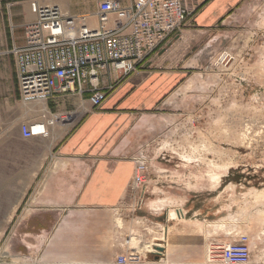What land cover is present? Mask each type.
Masks as SVG:
<instances>
[{"label": "rangeland", "instance_id": "obj_1", "mask_svg": "<svg viewBox=\"0 0 264 264\" xmlns=\"http://www.w3.org/2000/svg\"><path fill=\"white\" fill-rule=\"evenodd\" d=\"M22 1L26 0H0V14L7 3ZM46 1L53 4L52 0ZM237 8L239 11L231 26L224 29L218 44L213 42V49L207 33L189 36L187 49L182 45L179 59L174 57L170 64L174 70L185 68L188 73L170 91L167 92L159 83L155 84L154 91L145 85V81L151 74L155 59L158 64L154 70L161 72L164 68L158 57L168 41L176 39L187 28L195 12L181 31L173 34L142 63L134 73L135 82L128 94L123 95L124 92L119 91L118 95L110 97L111 91L109 100L114 97L115 100L120 99L115 107L106 110L90 106L87 110L64 109L61 112H72L76 116L69 118L66 125H58L54 129L59 136L68 137L89 116H110V122L104 129L93 125L90 137L76 146L80 155L65 158L83 159L86 158L83 154L88 152L92 153L91 157L100 158L102 156L97 155L99 149L112 156L124 149L131 154L117 155L116 160L133 162L136 169L137 154L141 151L149 154L147 182H151L149 190L153 186L155 193L145 195L142 212L153 198V207L148 214L149 225L146 226L152 240L143 243L141 248L145 232L136 227L132 228V233L129 223L120 220L123 215L128 222L133 214H139L135 204L125 201L115 218L113 212L109 220L103 218L105 235H98L96 212H85L74 218V224L86 233L72 237L76 239L73 249H55L52 251L54 258L42 262V249L34 252L25 249L26 243L23 244L18 234V221L0 220V264H113L117 258L109 263L100 258L113 249L114 225L116 232L122 234L119 256H126L134 248L136 252L145 254L149 250L145 246L159 242L154 239L163 238V228L178 222H167V209L195 210L202 222L207 220L200 224L197 220L194 225L187 223V227L183 224L180 228L175 227L168 240L170 249L178 242H186L187 231H191L193 226L212 233V247L202 253L200 264H222L218 248L235 242L241 236L249 239V264H264V0H243ZM198 35L203 36L198 38ZM214 49L217 50L212 51ZM10 50L0 47V60L11 61L13 68ZM200 53L204 55L203 60L196 57H200ZM225 54L230 59L223 62L220 58ZM25 109L37 112L22 116L21 122L34 120L40 107L20 103L15 79L9 87L0 76V132L7 127L15 130L12 120L17 114L22 115ZM62 159L58 155L54 163L56 168L64 163ZM134 174L135 170L132 177ZM61 214L62 211H58V217ZM73 215L71 213L70 217ZM162 221L163 225H160ZM136 232L139 233L134 234ZM118 234L117 238L120 237ZM171 234H175L174 238ZM99 238L107 245L98 249ZM40 242L41 238L38 244Z\"/></svg>", "mask_w": 264, "mask_h": 264}, {"label": "crops", "instance_id": "obj_2", "mask_svg": "<svg viewBox=\"0 0 264 264\" xmlns=\"http://www.w3.org/2000/svg\"><path fill=\"white\" fill-rule=\"evenodd\" d=\"M30 1L6 4L5 9L0 14V47L12 49L24 45L25 27L35 20V15L30 9ZM102 1L104 0H52L53 4L59 5L72 15H93ZM123 2L129 5L133 3V0H123ZM242 2L243 0H206L203 2L194 11L195 13L193 12L190 20L192 24L190 23L176 39L171 38L167 47L158 57L159 64L164 67L161 72L154 70L158 63L156 59L153 61L154 66L150 69L151 74L146 79L145 85L156 91L155 84L159 83L168 92L173 86L181 82L187 75V70L185 68L179 71L174 70L170 64L174 57L179 59L182 45L185 47L189 44L191 34L205 32L204 34L207 33L209 39L212 40L213 49V42L218 44L224 35L223 33H225L224 29L231 26L236 13L239 11L237 7ZM202 36L198 35V38ZM215 50L217 49L212 51ZM200 54V57L198 55L196 57L203 60L204 55ZM0 62V76L4 82L10 87L15 79L18 85L15 57L13 56V68L10 66L11 61L7 59L3 58ZM134 75L132 74L120 86L118 85L111 95L110 92V97L118 95L119 91H123V95L128 94L131 89L130 86L135 82ZM119 100H115V97L111 100L108 98L101 108L103 110L113 108ZM49 106L55 111L82 108L87 110L89 106L91 107L87 97L82 98L77 95H57ZM22 116L28 115L17 114L13 118L12 126L15 130L4 127L5 129L0 132V220H17L18 234L22 237L23 244L26 243L25 249L29 252L41 251L42 249L41 261L49 262L52 257L54 258L53 250L58 248L64 251L73 249V242L76 239L72 237L84 232L79 225L74 224V218L85 212H96L98 214L96 220L98 235H105L103 233L105 227L103 218L106 217L109 220L111 212L115 218L125 201L130 205L136 204L139 191L132 188L135 165L133 162L120 163L116 160L117 155L131 154L130 151L126 153L127 151L124 149L113 156L111 153L105 154L99 149L97 155H101L100 158L91 157V152L83 154L86 155V158L83 159L65 158L70 155H80L81 153H77L79 150L76 149V146L80 145L81 140L90 137L94 129L93 125L98 126L97 129H104L105 125L110 122V116H89L68 137L59 136L53 130V134L51 133L49 137H32L30 139H24L21 135ZM58 155L63 158L64 163L56 168L54 163ZM150 183L148 180L147 185ZM152 188L149 190V185L147 186L146 196L155 193ZM153 202L154 199L151 198L149 204H145L144 212H142L144 205L138 208L139 214H133L128 222H126L125 216H120V220L129 223L132 233L134 231L132 228L137 229L136 227H140L142 232H145L142 236L141 248L143 243L152 240V235L148 233L146 226L149 225L150 209L153 207ZM180 210L184 211V219L178 220L172 226L168 224L163 230H170L171 233L174 232L175 227L180 228L182 224L187 227V223L193 224L197 220L199 224L202 222L198 218L200 214L191 209L187 212L185 209H176L175 211L167 209V222H169L168 220L176 221L168 218V214L170 212L178 213ZM58 211H62L60 217H58ZM71 213L75 214L74 217H70ZM141 213L149 215L146 217ZM206 221L203 220L202 223ZM159 224L163 225V221ZM115 228L114 225L112 229L113 249L107 256L104 255L100 258L108 263L110 260L119 257L120 254L119 246L122 242V234H118ZM137 233L139 232L134 234ZM117 234L120 236L119 238H117ZM171 236L174 238L175 234H171ZM186 236V242H178L173 245L172 249L167 243L165 252L159 260L155 254H142V261L139 264H200L203 260L202 253L212 246V233L208 230H197L192 226L191 231L188 230ZM40 238L41 242L38 244ZM100 240L101 238L97 239L98 249L107 245L104 242L101 243ZM173 242L172 239V244Z\"/></svg>", "mask_w": 264, "mask_h": 264}, {"label": "built area", "instance_id": "obj_3", "mask_svg": "<svg viewBox=\"0 0 264 264\" xmlns=\"http://www.w3.org/2000/svg\"><path fill=\"white\" fill-rule=\"evenodd\" d=\"M205 1L133 0L127 5L123 0H104L93 15H72L46 0H31L35 20L25 27L24 45L8 52L15 57L19 101L40 107L34 120L21 124L22 137H49L55 127L66 125L74 116L50 108L57 95L87 97L93 109H100L109 93L181 31ZM228 58L225 54L220 59L225 62ZM150 161L144 151L135 157L132 188L139 191L136 209L145 201ZM148 249L145 254L157 253L156 247L155 253ZM218 250L222 264L250 262L247 236ZM141 261L142 253L133 250L113 264Z\"/></svg>", "mask_w": 264, "mask_h": 264}, {"label": "bare ground", "instance_id": "obj_4", "mask_svg": "<svg viewBox=\"0 0 264 264\" xmlns=\"http://www.w3.org/2000/svg\"><path fill=\"white\" fill-rule=\"evenodd\" d=\"M35 111L34 110H32V109H25V111H24V113L25 114H28V115H33V113H34ZM37 112V111H36ZM36 112L34 113V114H36ZM30 113V114H29ZM72 115H74V116H76L75 115V113L74 114H72ZM73 116V117H74ZM25 117V116H24ZM56 128V127H55ZM54 128V129H55ZM53 134V133H52ZM215 180H217L218 181V178L216 177V179ZM261 194H259V196H260ZM258 196V195H257ZM256 196V197H257ZM259 196L257 197V198H259ZM263 196V195H262ZM261 198H263V197H261ZM184 211L182 210H180V211H178V213L177 212H170L169 214H168V218H171V219H175V220H182V219H184V213H183ZM169 233H170V230H163V238H161L160 240H158L159 242H154V243H152V244H150V245H148V246H145V248H150L151 250V253H155L156 251H155V247H161V248H164L165 249V245L168 243V240H169ZM144 248V249H145ZM140 251H141V249H140Z\"/></svg>", "mask_w": 264, "mask_h": 264}, {"label": "water", "instance_id": "obj_5", "mask_svg": "<svg viewBox=\"0 0 264 264\" xmlns=\"http://www.w3.org/2000/svg\"><path fill=\"white\" fill-rule=\"evenodd\" d=\"M156 251L157 253H155V255L157 257V260H159L160 256L165 252V249L161 247H156Z\"/></svg>", "mask_w": 264, "mask_h": 264}]
</instances>
